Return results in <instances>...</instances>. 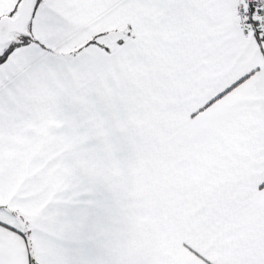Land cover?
Instances as JSON below:
<instances>
[{"label": "snow or ice", "instance_id": "obj_1", "mask_svg": "<svg viewBox=\"0 0 264 264\" xmlns=\"http://www.w3.org/2000/svg\"><path fill=\"white\" fill-rule=\"evenodd\" d=\"M0 264H264V0H0Z\"/></svg>", "mask_w": 264, "mask_h": 264}]
</instances>
